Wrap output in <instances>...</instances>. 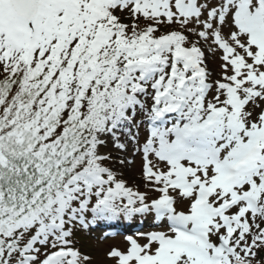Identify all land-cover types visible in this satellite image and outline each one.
Returning a JSON list of instances; mask_svg holds the SVG:
<instances>
[{
    "label": "snow or ice",
    "instance_id": "snow-or-ice-1",
    "mask_svg": "<svg viewBox=\"0 0 264 264\" xmlns=\"http://www.w3.org/2000/svg\"><path fill=\"white\" fill-rule=\"evenodd\" d=\"M137 218L112 264H264V0H0V264Z\"/></svg>",
    "mask_w": 264,
    "mask_h": 264
},
{
    "label": "rangeland",
    "instance_id": "rangeland-1",
    "mask_svg": "<svg viewBox=\"0 0 264 264\" xmlns=\"http://www.w3.org/2000/svg\"><path fill=\"white\" fill-rule=\"evenodd\" d=\"M208 64L211 69L216 68V62L209 57ZM126 162L124 165H120L118 161L113 162V167L117 168L124 173V178L128 180L130 186L141 183L139 179L140 171V159L136 157L133 159L130 155L126 157ZM139 190L143 191L141 187ZM126 246L125 239H113V240H104L102 241L98 237H94L93 240L89 239V242L86 244L80 242L77 247L80 248L81 252L86 253L92 256V264H112V261L108 260L106 257L107 251L111 247H119L123 249Z\"/></svg>",
    "mask_w": 264,
    "mask_h": 264
},
{
    "label": "trees",
    "instance_id": "trees-1",
    "mask_svg": "<svg viewBox=\"0 0 264 264\" xmlns=\"http://www.w3.org/2000/svg\"><path fill=\"white\" fill-rule=\"evenodd\" d=\"M80 237H81V238L83 237V236H82V233H81V232H78V233H77V236H76V238H75L76 241H78Z\"/></svg>",
    "mask_w": 264,
    "mask_h": 264
}]
</instances>
